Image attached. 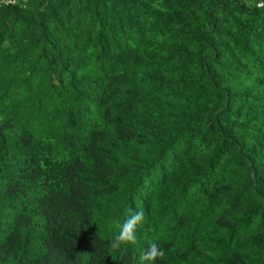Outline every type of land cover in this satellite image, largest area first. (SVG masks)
<instances>
[{
	"label": "trees",
	"instance_id": "1",
	"mask_svg": "<svg viewBox=\"0 0 264 264\" xmlns=\"http://www.w3.org/2000/svg\"><path fill=\"white\" fill-rule=\"evenodd\" d=\"M150 240L264 264V0H0V264H153Z\"/></svg>",
	"mask_w": 264,
	"mask_h": 264
},
{
	"label": "clouds",
	"instance_id": "2",
	"mask_svg": "<svg viewBox=\"0 0 264 264\" xmlns=\"http://www.w3.org/2000/svg\"><path fill=\"white\" fill-rule=\"evenodd\" d=\"M144 220L143 211L133 212L128 209V215L123 221V223H118L116 225L118 231L114 235L111 247L118 249L123 245H134L137 243L136 229L139 224ZM164 250L161 246L153 240L148 242L147 249L142 254V259L149 262H154L157 259H163Z\"/></svg>",
	"mask_w": 264,
	"mask_h": 264
},
{
	"label": "built area",
	"instance_id": "3",
	"mask_svg": "<svg viewBox=\"0 0 264 264\" xmlns=\"http://www.w3.org/2000/svg\"><path fill=\"white\" fill-rule=\"evenodd\" d=\"M259 6H261V4H259Z\"/></svg>",
	"mask_w": 264,
	"mask_h": 264
}]
</instances>
